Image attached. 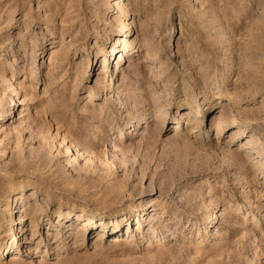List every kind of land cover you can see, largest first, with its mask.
Here are the masks:
<instances>
[{
    "label": "rangeland",
    "instance_id": "374dc122",
    "mask_svg": "<svg viewBox=\"0 0 264 264\" xmlns=\"http://www.w3.org/2000/svg\"><path fill=\"white\" fill-rule=\"evenodd\" d=\"M0 99V264H264V0H0Z\"/></svg>",
    "mask_w": 264,
    "mask_h": 264
},
{
    "label": "bare ground",
    "instance_id": "6f19581e",
    "mask_svg": "<svg viewBox=\"0 0 264 264\" xmlns=\"http://www.w3.org/2000/svg\"><path fill=\"white\" fill-rule=\"evenodd\" d=\"M126 24V23H125ZM124 24V25H125ZM122 44V41L120 40V39H117V45L119 46V45H121ZM114 49H115V47H113V51H114ZM257 50V49H256ZM102 54V53H101ZM257 54V53H256ZM251 56V55H250ZM247 59H249V57L247 58ZM251 59V58H250ZM260 61V60H259ZM254 68V67H253ZM253 70H255V69H253ZM3 99V98H2ZM13 101H15L14 99H12ZM0 101H1V99H0ZM18 103V102H17ZM14 104V103H13ZM17 105V104H16ZM250 162V161H249Z\"/></svg>",
    "mask_w": 264,
    "mask_h": 264
}]
</instances>
